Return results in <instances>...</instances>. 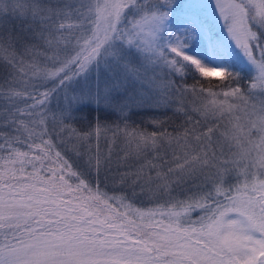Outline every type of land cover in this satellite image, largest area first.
I'll list each match as a JSON object with an SVG mask.
<instances>
[{
    "label": "snow or ice",
    "instance_id": "6c2138e0",
    "mask_svg": "<svg viewBox=\"0 0 264 264\" xmlns=\"http://www.w3.org/2000/svg\"><path fill=\"white\" fill-rule=\"evenodd\" d=\"M0 264H264V0H0Z\"/></svg>",
    "mask_w": 264,
    "mask_h": 264
},
{
    "label": "rangeland",
    "instance_id": "374dc122",
    "mask_svg": "<svg viewBox=\"0 0 264 264\" xmlns=\"http://www.w3.org/2000/svg\"><path fill=\"white\" fill-rule=\"evenodd\" d=\"M95 119H93L92 117H88L85 113L83 114L80 113L77 116V120L74 124V127L81 132H87L89 130V125L90 124H94ZM108 142L111 143L115 138L112 137V134L109 132L108 133ZM123 138L121 137V139L119 141H117V144L119 145V147H123V143H122ZM99 146L102 152L106 153L107 152V145L105 142V136L103 131L101 132V137H100V141H99ZM96 147V142H95V137H93V149H95ZM117 150H119V148H117ZM103 179V177L101 178ZM109 187L111 188V184H109ZM140 206L142 207H151L152 205L148 203V200L145 199L143 204H141Z\"/></svg>",
    "mask_w": 264,
    "mask_h": 264
},
{
    "label": "trees",
    "instance_id": "16d2710c",
    "mask_svg": "<svg viewBox=\"0 0 264 264\" xmlns=\"http://www.w3.org/2000/svg\"><path fill=\"white\" fill-rule=\"evenodd\" d=\"M86 114L88 117H92L93 119H95V113H91L89 114L88 111H84L83 114ZM161 120L165 121V127L169 130H171L172 128H175L179 123H181V121H179L176 116L173 114V112L171 110H169L168 115L167 116H161L160 117ZM133 120L139 125V124H144V126L146 127V129L148 131H152L153 130V126L151 124H149L148 118L147 117H143V116H135L133 117Z\"/></svg>",
    "mask_w": 264,
    "mask_h": 264
}]
</instances>
